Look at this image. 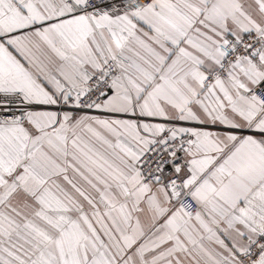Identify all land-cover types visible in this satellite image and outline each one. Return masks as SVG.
<instances>
[{
  "label": "snow or ice",
  "instance_id": "6c2138e0",
  "mask_svg": "<svg viewBox=\"0 0 264 264\" xmlns=\"http://www.w3.org/2000/svg\"><path fill=\"white\" fill-rule=\"evenodd\" d=\"M0 264H264V0H0Z\"/></svg>",
  "mask_w": 264,
  "mask_h": 264
}]
</instances>
